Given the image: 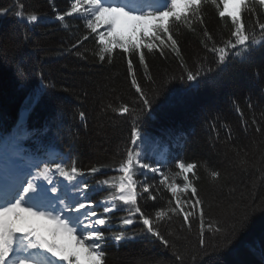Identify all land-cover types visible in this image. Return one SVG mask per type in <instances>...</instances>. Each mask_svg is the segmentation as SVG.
Returning <instances> with one entry per match:
<instances>
[{
	"label": "trees",
	"instance_id": "obj_1",
	"mask_svg": "<svg viewBox=\"0 0 264 264\" xmlns=\"http://www.w3.org/2000/svg\"><path fill=\"white\" fill-rule=\"evenodd\" d=\"M70 1L0 0V10H8L0 14V134L28 109L20 133L30 131L36 141L58 147L69 158V165L75 161L85 173L80 179L90 185V196L108 198L112 189H98L96 181L118 177V161L132 147L133 117L113 111L121 104L137 107L134 101L139 94L132 87L128 69L131 59L132 71L145 93L152 98L153 91L159 92L142 117L141 128L148 141L174 144L177 158L197 164L196 177L189 174L197 196L189 190L180 197L193 203L199 198L202 205L186 207L196 213L188 222L182 213L155 221V212L170 207V200L174 205L175 198L156 175L136 174L138 205L155 221L170 246L147 232L139 214L126 230L121 218L115 219L119 228L112 233L106 230V264H175L172 245L181 252H199L200 207L205 245L221 249L201 264H264V48L244 63L230 58L219 77L209 73L188 82L181 57L189 68L195 69L205 57V68L215 67L213 55L204 47L203 42L212 43L204 36L205 30L217 44L232 38L230 20L221 19L207 3L202 9L203 23L195 22L194 30L181 25L177 34L173 28L180 56L170 49L164 55L144 49L146 69L138 53L116 49L111 62L107 57L100 61L95 54L99 51L95 34L79 14L66 16L68 27L56 21V15L70 10ZM249 7L255 10L243 13L242 18L246 29L256 31L259 38L258 22L264 23V8L255 0L249 1ZM21 10L25 18L37 14L38 22L22 21L15 15ZM182 75L184 80L179 79ZM37 92L40 100L32 105L30 97ZM80 112L85 114L83 120ZM241 160L246 164L241 165ZM92 167L99 171L90 173ZM212 170L219 171L218 180L212 179ZM142 183L151 186L156 199H147ZM253 200L255 211L250 207ZM128 207L121 202L120 210L109 217L128 216ZM246 212L248 221L230 244L210 230V226L227 229ZM119 231H125L126 239L117 247L110 237Z\"/></svg>",
	"mask_w": 264,
	"mask_h": 264
},
{
	"label": "snow or ice",
	"instance_id": "obj_2",
	"mask_svg": "<svg viewBox=\"0 0 264 264\" xmlns=\"http://www.w3.org/2000/svg\"><path fill=\"white\" fill-rule=\"evenodd\" d=\"M261 8H264V0H255ZM207 3L213 5L221 19H229L232 30V38L217 44L211 35L205 30L204 36L207 42L204 47L213 55L214 68H205L207 58L197 62L195 69L184 64L181 57V64L185 69L186 80L188 82L198 81L201 77L209 73L219 77L224 72V66L230 60H238L241 63L249 61L253 54L264 48V23L258 22L259 38L256 31H248L242 14L255 9L249 7V0H169L163 5H153L150 3L139 4L136 0H74L70 5V10L63 14L56 15L55 19L61 22L64 27L66 16L71 17L74 13L85 21V27L91 34H95L99 45V51L95 53L100 61L106 57L111 62L116 49L125 53H138L139 61L145 64V52L158 51L164 55L165 49H170L180 56V49L177 39L174 38L173 28L177 34L179 26H186L190 30L197 21L203 23L202 9ZM7 9L0 10V14H7ZM15 15L26 23L38 22L37 14L32 13L26 16L22 10L16 11ZM101 29H105L101 31ZM85 40L88 36L83 37ZM76 45H73L75 47ZM79 54V53H78ZM132 61L128 60V69L132 75L131 84L139 94L138 101H134L137 107L130 108L128 104H121L114 108V112L119 114H129L133 117L130 132V144L132 147L125 149L124 155L118 161L115 169L120 175L110 179L96 181V187L103 190L105 186L112 189L109 197L101 201L103 213H112L120 210L118 207L127 205L129 215L122 217L123 225H131L133 216L139 214L147 232L158 238L166 247L170 246L169 240L156 227L155 221H162L171 218L170 214H183V219L188 222L190 217L195 215L194 211L186 210V207L195 209L202 205V201L197 198L194 203L182 201L180 194L191 191L192 196H197V188L193 185L192 177H196L194 169L197 164L188 163L175 158L176 173L164 172L159 167L160 161L153 163L144 162L149 158L145 155L141 145L148 141L144 134L140 121L142 117L151 110L158 91H153L152 98L145 93L144 89L137 82L135 73L132 71ZM176 77H173L175 79ZM184 80L185 76H180ZM162 87V86H161ZM31 104L39 102L40 94L35 93L30 97ZM81 120L85 114L80 112ZM255 123V121H254ZM256 131H260L259 128ZM11 143H15L14 139ZM165 157L163 152L159 153ZM13 155H19L14 152ZM59 158L41 161L31 165L35 172L29 169L24 170L19 165H14L20 172L15 176H9V161L5 157L4 174L0 177V264H106V253L103 249L106 240L105 233L101 226L109 223L106 215H98L94 209L93 202L86 195L90 185L82 181L79 177L84 176V172L79 169L75 161L70 165L58 162ZM166 161V157L165 160ZM42 163V166H41ZM241 165L246 161L241 160ZM149 170L160 175L159 183L163 185L175 198V204L167 209H160L155 212V221L138 205L137 179L135 175L138 170ZM90 173H97L99 169L92 167ZM54 173L67 181V185L61 186L59 181L54 182ZM210 175L213 180L220 178L219 171L212 170ZM176 177L182 178V183L176 182ZM39 181L47 182L46 187ZM142 192L148 193L147 199H156L150 191L151 186L141 184ZM75 192L76 195H71ZM49 193L53 195H49ZM59 193V194H58ZM252 210L256 209V202L253 200ZM264 208V206H261ZM67 213V215H65ZM201 231L199 237V252H181L174 248L175 264H188L189 260L195 264H201L205 257L217 254L221 249L217 246L206 247L203 232V208H199ZM248 213L234 221L227 229L210 226L213 235H222L226 244L231 243V238L238 230L244 229L248 221ZM45 221L42 225L34 223ZM238 226V227H237ZM189 227L191 225L189 224ZM61 233L69 234L75 240L76 249H68L57 242V237ZM112 240L120 242L126 239L125 231L114 233ZM82 250V251H78ZM211 264V261H209Z\"/></svg>",
	"mask_w": 264,
	"mask_h": 264
},
{
	"label": "rangeland",
	"instance_id": "obj_3",
	"mask_svg": "<svg viewBox=\"0 0 264 264\" xmlns=\"http://www.w3.org/2000/svg\"><path fill=\"white\" fill-rule=\"evenodd\" d=\"M168 2H169V0H167ZM73 2H74V0H73ZM103 30H105V29H101V31H103ZM20 151V149H19V147L17 148L16 146L14 147L13 146V143H10V144H8L7 142H4L3 143V145H2V147L0 148V156H2V154H5L6 152H8V153H14V152H19ZM163 153H164V151H162ZM165 154V153H164ZM161 156V155H160ZM165 157H166V155H165ZM165 157H163V158H165ZM156 158L157 157H155V160H154V163H153V166H157L156 165V163H155V161H156ZM35 162H37V163H39V161H35ZM60 162H61V160H60ZM145 162V161H144ZM159 165H161V163L159 164ZM41 166H42V163H41ZM143 172H149V170H147V169H145V170H142ZM171 171H172V173H176L177 171L175 170V168H173V169H171ZM151 172V171H150ZM57 177H58V174H55L54 173V182H56V181H58L57 180ZM180 180H182V178H180V177H176V182L178 183ZM59 182H60V184H61V186H63V185H67V181H65L62 177H60V180H59ZM73 193H75L74 192V190H73V192L71 193V195L73 194ZM59 194V193H58ZM86 195H87V192H86ZM88 196V195H87ZM101 205V204H100ZM93 206H94V209L97 211V213H98V215H104V213H103V209L101 208V209H98V207H97V205H96V203H94L93 202ZM119 207V206H118ZM66 215H67V213H65ZM129 215V214H128ZM138 214H135L134 216H133V218L134 217H136ZM120 218H122L120 215L119 216H117V217H114V218H110L111 220H114V219H120ZM121 225L124 227L123 229L124 230H126L127 228H129V227H131V225H127V226H125V225H123L122 223H121ZM119 226L120 225H118V223H114V222H109L107 225H105V226H103V227H107L108 228V230H111V231H113L114 230V228L115 229H117V228H119ZM102 230V229H101ZM103 231V230H102ZM104 232V231H103ZM105 233V237H107L106 236V232H104ZM57 242L58 243H60V244H62L63 246H65L66 248H68V249H76V245H75V240L73 239V237L71 236V235H69V234H66V233H61V234H59L58 235V237H57ZM115 244H117V246L119 245V243L120 242H114ZM78 251H82V250H79V249H77Z\"/></svg>",
	"mask_w": 264,
	"mask_h": 264
},
{
	"label": "bare ground",
	"instance_id": "obj_4",
	"mask_svg": "<svg viewBox=\"0 0 264 264\" xmlns=\"http://www.w3.org/2000/svg\"><path fill=\"white\" fill-rule=\"evenodd\" d=\"M15 173V172H14ZM34 222H36V220H34Z\"/></svg>",
	"mask_w": 264,
	"mask_h": 264
}]
</instances>
